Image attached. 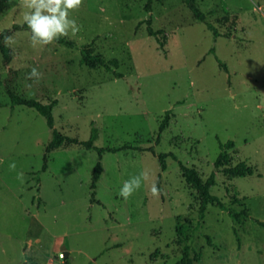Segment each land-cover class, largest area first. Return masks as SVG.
<instances>
[{
	"label": "rangeland",
	"instance_id": "obj_1",
	"mask_svg": "<svg viewBox=\"0 0 264 264\" xmlns=\"http://www.w3.org/2000/svg\"><path fill=\"white\" fill-rule=\"evenodd\" d=\"M146 2L82 0L69 13L79 30L60 37L75 48L32 46L27 31L3 40L12 58L4 66L0 53V264H179L185 251L191 264H264V229L254 221L264 222V0H195L206 21L230 33L216 39L184 0H152L148 13ZM24 4L0 0V32L24 23ZM225 16L235 24L217 22ZM83 45L116 59L120 76L82 65ZM33 67L39 77H29ZM8 93L56 100L53 128L64 136L85 141L94 122V145L105 151L99 157L72 145L45 154L46 120L11 108ZM161 153L176 158L166 157L163 171ZM97 162L103 170L93 192ZM178 162L203 182L215 171L209 192L231 212L247 208L253 220L232 221L213 204L200 214ZM238 162L252 175L224 172ZM144 170L149 178L121 197L123 182Z\"/></svg>",
	"mask_w": 264,
	"mask_h": 264
},
{
	"label": "trees",
	"instance_id": "obj_2",
	"mask_svg": "<svg viewBox=\"0 0 264 264\" xmlns=\"http://www.w3.org/2000/svg\"><path fill=\"white\" fill-rule=\"evenodd\" d=\"M151 1L152 0H147L146 4L144 5V10L148 13L151 11ZM160 1V0H156ZM186 7L192 14L193 18L200 22L203 23L208 31L211 32L212 36L214 39L219 38V37H229L230 33H224L221 34L219 33L218 29L210 22L206 21L205 14L196 6L195 0H184ZM236 17L232 16L231 18L228 16L222 17L221 19H218L217 22L220 24H235ZM146 31L149 36H156V32H153L151 27H150V21L147 19L146 21ZM20 31H28L27 26L22 23L20 24H13L10 28L4 29L0 32V53L2 56V64L4 66H7L9 62L11 61L12 55H11V50L8 45L3 43V40L5 37H10L13 34L20 32ZM57 44H60L65 47L69 48H75V44L71 41H67L63 38H59L57 41H54ZM159 45L162 46V42H159ZM80 53V63L90 69H95L97 67H104L109 73L119 77V73L115 72V69L117 68V61L116 59L110 60V61H105L103 58L100 56L94 55L93 50L90 47H87L85 45L78 47L77 48ZM210 53L214 55L216 62L218 63L219 67H221L224 71H226V66L223 64L215 55L214 49L210 50ZM9 100H10V106L11 108L15 105H22L28 108H32L36 110L41 116L44 117L46 120L47 126L51 129V140L47 144L45 148V154H48L56 149H59L61 147H66V146H81L86 150H96L98 156L100 157L101 154L105 151L102 148H97L95 147L94 143L98 138V133L97 129L94 127V122L91 123V130H90V135L87 140L85 141H79L76 138H71L64 136L60 134L56 129L53 128V116H52V110L53 108L57 105V101L53 100L52 102L48 104H42L38 101L35 100H30V99H23L20 98L19 96L13 94V93H8ZM169 110L164 113V117L161 120L159 126H158V133L160 134L165 127L168 124V115H169ZM232 146V142L228 141L225 145L221 147V150L224 148H230ZM107 152H116V150L113 149H107ZM171 157L173 160L176 161V158L172 154H164L161 153L157 156V160L160 166V169L163 171L166 167L165 163V158L166 157ZM222 158H223V153L222 151L216 158L213 167L214 170H218L219 167L222 164ZM182 178L184 179V182L188 185H190L198 194L199 197V212L202 214L204 212V209L206 208L207 205L213 204L215 205L219 210L221 211H226L229 218L232 221H240L243 219H251L248 209L247 208H242L238 212H231L229 211L226 206L214 195H212L209 192V189L215 184V171H212L207 179L203 182L194 169L189 168L182 163L178 162ZM46 168V158L44 156L43 158V166L41 168V171L43 172ZM102 165L100 162H97L95 165L92 176H91V189L94 192V188L98 180L100 179L101 173H102ZM224 172H226L229 176L233 178H244L246 176H251L252 175V170L250 167L246 166L244 162H238L236 165L233 167H228L224 169ZM254 221L264 229V222L255 220ZM179 264H191V259L188 256L187 252L185 251L183 254V257L179 261Z\"/></svg>",
	"mask_w": 264,
	"mask_h": 264
},
{
	"label": "clouds",
	"instance_id": "obj_3",
	"mask_svg": "<svg viewBox=\"0 0 264 264\" xmlns=\"http://www.w3.org/2000/svg\"><path fill=\"white\" fill-rule=\"evenodd\" d=\"M82 0H25L23 22L30 33L32 46L49 45L57 41L61 36H66L69 30L75 34L79 29L76 21L69 18V13L79 8ZM5 43L11 41V37H5ZM40 73L33 67L29 77H39ZM9 167L14 168L15 164ZM149 178V172L144 170L139 175L133 176L123 182L119 195L124 199L130 197L141 187L142 180ZM155 195L158 192L155 184L151 187Z\"/></svg>",
	"mask_w": 264,
	"mask_h": 264
},
{
	"label": "water",
	"instance_id": "obj_4",
	"mask_svg": "<svg viewBox=\"0 0 264 264\" xmlns=\"http://www.w3.org/2000/svg\"><path fill=\"white\" fill-rule=\"evenodd\" d=\"M61 251L63 252V254H64L65 257L68 256V253L65 251V248L64 247L61 248Z\"/></svg>",
	"mask_w": 264,
	"mask_h": 264
}]
</instances>
